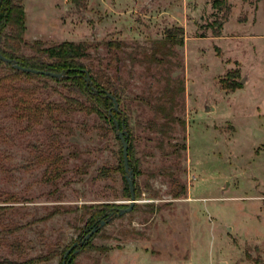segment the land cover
<instances>
[{"label": "rangeland", "instance_id": "374dc122", "mask_svg": "<svg viewBox=\"0 0 264 264\" xmlns=\"http://www.w3.org/2000/svg\"><path fill=\"white\" fill-rule=\"evenodd\" d=\"M15 1L28 45L3 48L86 43L131 133L137 204L73 264H264V0H226L219 37L215 0ZM69 86L0 62V260L62 264L94 208L130 205L117 131Z\"/></svg>", "mask_w": 264, "mask_h": 264}, {"label": "trees", "instance_id": "16d2710c", "mask_svg": "<svg viewBox=\"0 0 264 264\" xmlns=\"http://www.w3.org/2000/svg\"><path fill=\"white\" fill-rule=\"evenodd\" d=\"M18 1L22 2V0H18ZM214 7L215 8L225 7L226 9L222 23H220L217 27H215L213 31L214 36L219 37L222 34V29L224 24L230 18L232 7L227 3L226 0H215ZM8 28H12L14 30L13 39L15 40V42H17L20 45L21 44L28 45V43L25 41L24 38V33L26 31V13L24 6L22 5V3H16L15 0H0V52L2 53V55L11 60H16L23 67H28L46 72L63 73L64 76L62 78H54L44 74H34L30 72H24L15 69L11 64H6L2 60H0V62L5 63L8 67L13 69L16 75L26 76V77H42V78H48L57 83H69L70 84L69 87L74 93H76L78 96L86 97L87 100L90 102L89 108L87 109H89L92 112H98L101 115H103V117L107 118L111 122V124H113V127L115 128L116 131L117 128H116L115 120H117L120 123L121 129L122 126L124 125L125 129L127 130V128L129 127L127 121L125 120V118H122L120 120V114H119L120 110L119 111L114 110V101L108 96V94H111L118 102H120V97L117 93L118 90L111 86H109L108 88L105 87L100 80H98L92 75L91 70L87 68V66L83 62L85 59H88L90 57V53L88 51V45L86 43L63 42L61 44L51 46L45 49H42L40 48V46H38V44H35V45H31V47L36 51H38L39 53L46 56L48 60H43L42 58L35 56L26 57L19 55L18 49L16 47L15 48L10 47L9 50L3 48L2 44L3 41L6 39V30ZM173 32H175L176 34H172ZM177 34L184 35V28H176L175 30L173 29L169 30L167 36L168 40L169 41L175 40L176 42L175 37L177 36ZM178 44L184 45L185 44L184 39L182 38L181 40H179ZM109 45H113V44L109 43ZM69 101L73 104L75 103L77 105H80L82 107L84 106V108H86V105L77 98H71ZM127 132H128L127 141L129 143V161L132 167L133 165L130 159L133 154V146L131 144V133L128 130ZM120 154H121V161L118 169L124 174L125 165L123 158V144ZM49 159L51 160L50 167H53V163H55L56 158L53 157ZM59 171L60 170L56 172L55 177H59L61 175V172ZM105 175H109V174H105ZM134 183H135V176H134ZM125 184H126L125 193L127 197L131 198L130 186L126 179H125ZM135 194L137 195L136 188H135ZM120 209L123 208H118V206L115 205L103 206V208L101 209L94 208L92 216L90 217L87 223L86 226L87 229L85 230V234H89L95 227H99V225L102 223L103 220L107 219L109 221L110 217L111 219L114 218L116 214L120 211ZM95 235L96 234H94L89 239V241H86L84 244L80 245L79 247L84 248L85 245L91 242V240L95 237ZM75 249L78 248L76 247ZM68 250L69 249H67L64 252V256ZM76 255L77 254H74V252H72L69 255L68 258H71L70 264L74 263ZM50 259H51V255L34 257L24 262H17L10 259H3L0 260V264H42L43 262L48 261Z\"/></svg>", "mask_w": 264, "mask_h": 264}, {"label": "water", "instance_id": "95a60500", "mask_svg": "<svg viewBox=\"0 0 264 264\" xmlns=\"http://www.w3.org/2000/svg\"><path fill=\"white\" fill-rule=\"evenodd\" d=\"M0 60L5 62L6 64H11L15 69L24 71V72H30L34 74H44L47 76H51L54 78H62L64 76L63 73H54V72H46L41 70H36L28 67L21 66L16 60H11L9 58H6L2 55L0 52ZM246 80H242V83L244 84ZM108 96L114 101V110L119 111L120 110V104L119 102L112 96L111 94H108ZM208 110V108H207ZM116 122V128L118 131V136L123 144V158H124V165H125V179L127 180L130 190H131V199H130V205L127 208L120 209V211L116 214V216H123L126 214L131 213L134 210L135 205L137 204V198L135 194V183H134V170L132 169L129 161V143L127 141L128 132L125 129V126H120V123L115 120ZM111 219V217L109 218ZM106 224V221H102L99 227H95L86 237L85 239L80 243V241H76L66 252L63 260V264H70L71 258H68L69 255L74 252V254H77L79 252V249H75L76 247H79L82 243H85L86 241H89V239L96 234L104 225Z\"/></svg>", "mask_w": 264, "mask_h": 264}, {"label": "flooded vegetation", "instance_id": "af4514ba", "mask_svg": "<svg viewBox=\"0 0 264 264\" xmlns=\"http://www.w3.org/2000/svg\"><path fill=\"white\" fill-rule=\"evenodd\" d=\"M81 243V242H80Z\"/></svg>", "mask_w": 264, "mask_h": 264}]
</instances>
